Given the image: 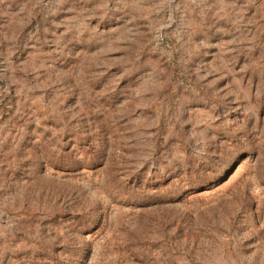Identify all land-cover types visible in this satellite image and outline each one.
I'll use <instances>...</instances> for the list:
<instances>
[{
    "label": "rangeland",
    "instance_id": "rangeland-1",
    "mask_svg": "<svg viewBox=\"0 0 264 264\" xmlns=\"http://www.w3.org/2000/svg\"><path fill=\"white\" fill-rule=\"evenodd\" d=\"M0 264H264V0H0Z\"/></svg>",
    "mask_w": 264,
    "mask_h": 264
}]
</instances>
